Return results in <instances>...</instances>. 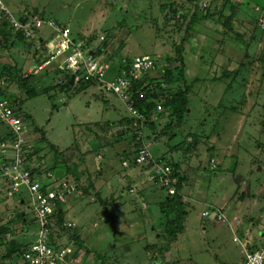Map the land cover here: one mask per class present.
I'll list each match as a JSON object with an SVG mask.
<instances>
[{
  "label": "rangeland",
  "instance_id": "374dc122",
  "mask_svg": "<svg viewBox=\"0 0 264 264\" xmlns=\"http://www.w3.org/2000/svg\"><path fill=\"white\" fill-rule=\"evenodd\" d=\"M24 2L30 7L27 10L24 9V12L27 13L23 16L32 12L43 14L42 8L46 7L45 11L48 17L57 18L58 20H55L60 23L70 21V25L73 27L71 28L73 29L72 36L74 35L73 37L78 40L80 39L78 31H82V29L86 31L87 28L94 27L96 31L92 33H94L95 39L100 40L101 35L106 36V40H108L106 54L109 57H114V64L122 58L135 55L154 56L159 62L156 72L153 73L154 78H162L165 85L170 88L169 91L172 92L178 87H183L184 82L179 77L175 81L168 82L165 81V77L168 69L175 68L180 64L177 58V49L179 46L183 47L185 81L190 88L188 112L180 123L167 108L162 112L155 111L154 115L158 113V118L163 119L162 123L157 124L156 127H150L146 123L143 130L144 140L150 144V149L154 157L157 158L168 155L172 149H178L172 153L173 159L181 163L186 179L189 176L193 185H201L205 190L203 195L212 196L213 192H216L212 197L219 195L228 199L226 205H218L214 209L216 220L220 223L217 225L221 232L220 244L224 243V248L221 251L203 239V236L206 235L204 231L206 218L203 220L198 215L206 208L204 204L192 203L189 208L192 215L189 217L188 227L191 230L194 229L193 241L195 244L190 245L188 235L185 234L182 238L180 234L179 239H181L178 247L168 246L165 238L155 237L158 233H162L164 236L165 232V217L162 216L158 206V199L150 198L148 200L149 211L142 206L139 208V203L137 205L133 203V201H138L136 195L129 191L127 185H122L120 189L113 190V192L107 190L106 207L100 202L92 200V197L96 198L95 193L91 192V195L85 196V193L79 192L80 189H78L76 191L79 193L78 203L83 201V205L75 207V203L71 202L73 209L65 217L66 222L72 219L76 221L77 225L66 227L65 223L63 228L58 227L59 230L56 231V234L60 235L62 232H66L63 238H59V242L67 245L72 251L78 252L77 257L80 260L83 259L85 264H90L89 258H91L92 264H165V258L170 261L183 257L188 263L197 260L202 264H217L214 259L215 251L219 253L220 259L236 263L242 257L243 252L245 254L246 251L263 247L264 37L261 44L262 36L260 37V35H257V40L252 42L246 40L248 45L252 46V53L244 57H241V53L238 54V52L233 54L229 64L230 69L234 68L236 71L232 70L223 75V70L229 65L227 64L229 56L225 55L224 49L219 50L221 47L219 38L217 33L212 34V32L216 30L214 26L218 27V25L227 23L222 19L220 22L212 19L210 25L207 20L203 21L202 17L211 10L209 0H105V2L24 0ZM103 2L104 10H102ZM20 4L19 1L10 2L12 8L14 5ZM33 7H38V9L34 8L38 11ZM173 8L178 10L177 13L172 12ZM240 9L243 16L240 17V21L243 18L251 20L256 12L258 18L261 14V11L255 12L248 5ZM195 13H197V19L189 31L188 23ZM101 22L106 23L105 28ZM211 27L213 30L210 33ZM262 32L264 31H257V34H263ZM24 39L28 40L25 37ZM245 39L246 36H242V39H239V43H237V47L241 51L245 50L243 43ZM28 42L30 41L28 40ZM31 43L30 47L34 48V43ZM254 55L256 57H253ZM238 58L241 60L240 63L234 65ZM233 60L235 61L233 62ZM52 71L53 76L55 71ZM54 80H58V77L54 76ZM77 86L79 87L80 84L77 83ZM69 87L67 86V89ZM70 88L63 91L64 94L59 91L51 92L55 94L53 99H49L46 94L27 98L22 108L32 116L31 123L33 125L43 128L51 144L58 145L61 150L69 154L68 164L72 169V173L69 174L71 180L75 179L73 172L76 171L79 174L82 173L80 176L83 180L82 176H87L83 171L85 166L91 168V177L96 176L99 163L104 164V175L109 179L112 178L113 167L124 174L126 169L123 168L119 156L121 151H129L132 157H123V163L125 166H129L130 163L135 164L134 156L138 145L134 140L133 129L136 123L127 120V128L122 134L118 131L116 136L117 138L123 137V139L115 141V143L113 141L115 130L112 133L108 132L107 136L105 129L111 125H107V122L123 117L130 118L125 103L114 94L105 95L110 99L109 103H106L102 100L104 94L97 84L83 90H79L77 87ZM20 90L21 88L18 86L16 94L24 95V92ZM110 104L114 107L109 108ZM21 114L24 116L23 113ZM0 127L5 129L1 123ZM108 130L110 131V129ZM155 133L158 137L153 136ZM217 134L220 136L218 135V137ZM97 137L104 140L102 142L104 147L99 150L94 146L97 143ZM105 137L110 144L104 143ZM153 137L158 138L155 144L151 142ZM215 138L217 140L212 142ZM131 142L134 145L132 148L129 146ZM49 145L48 143L44 145L46 149H49V151L44 150L48 152L45 154L48 165L52 162L53 156ZM261 148L263 152H261ZM119 149L120 152H118ZM101 152L105 155L102 160L98 159ZM201 156L206 157L204 162ZM215 158L218 160V164L216 160L215 163L211 161ZM93 161L97 165L94 166ZM32 163L36 164L34 160ZM28 164H31L29 160ZM234 168L236 170H233ZM74 174L77 175V173ZM64 178L62 177V179ZM42 179H44L43 176ZM84 183L88 184L87 180ZM22 190L26 200L25 208H28L30 195L25 187ZM21 191L15 195L13 207L4 209L7 214H2L0 211V226L7 224L11 233L13 230H17L20 231L18 234L21 235V238H26L29 233H23L21 220L19 221L17 216L18 210L23 205L20 203V196H17ZM165 192L167 193L163 189L161 194ZM229 199L232 201V206L234 202V210L236 209L239 216L237 220H230L228 217L227 213L232 211L229 209ZM235 199L241 202L237 201L236 203ZM115 202L123 205L122 209H116L117 203ZM12 209H14V213H9ZM118 211L122 213L118 214ZM219 212L224 213L226 219H220ZM148 213L151 214V219L149 216L147 217ZM32 222L28 226L34 229L35 226ZM233 223L239 230L234 227ZM154 225L156 230L153 228ZM191 225L194 226L190 228ZM246 227L248 229H244ZM75 232L82 237V245L73 244V233ZM9 234L0 235V264L4 262L3 255L6 252L4 237L9 239ZM210 234L208 233V235ZM235 237L239 241H235ZM154 242L158 245L159 250L157 248L147 250L146 246ZM127 245L130 246V252L126 248ZM163 247L164 251L160 249ZM167 247H169L168 250ZM97 255L104 256L105 260L98 258ZM6 263L8 264V260L3 264Z\"/></svg>",
  "mask_w": 264,
  "mask_h": 264
},
{
  "label": "built area",
  "instance_id": "2783aa9c",
  "mask_svg": "<svg viewBox=\"0 0 264 264\" xmlns=\"http://www.w3.org/2000/svg\"><path fill=\"white\" fill-rule=\"evenodd\" d=\"M260 24L264 27L263 18L260 19ZM6 28L29 40L38 39L43 30L49 29L51 37L44 43L38 42V49L43 50L44 46L47 55L41 59L36 72L57 63L58 68L74 75L75 81L93 82L104 95H116L125 103L130 118L136 123L133 129L138 145L135 163L144 166L148 170V179L165 189L168 194L176 193L179 178L170 164L154 157L145 142L143 130L147 115L136 105L139 99L148 98L156 103L152 113L162 112L167 108L164 93L167 92L168 85H165L162 78H154L153 75L159 66L157 58L149 54L135 55L128 64L125 63L127 58H122L115 63L121 69L110 78L108 75L114 65L113 59L105 54H95L100 42L94 43V40L92 44H86V40L74 38L69 25L35 12L16 17L5 2L0 0V46L4 42L3 31ZM104 39L105 35H101L100 41ZM6 85V76L0 69V123L7 126L10 133V138L0 144V204L15 197L25 187L30 194L31 208L37 224L35 240L24 247L19 260L12 264H85L83 259L77 257V252L58 242L56 238L59 228L55 223V216L68 197L76 193L77 183L68 177L57 178L51 170L44 173L45 181L38 179L37 173H32L27 161V122L8 96ZM209 213L205 212L206 215ZM218 217L226 219L222 212H219ZM72 226V222H66V227ZM234 240L239 241L237 237ZM240 264H264V246L246 251Z\"/></svg>",
  "mask_w": 264,
  "mask_h": 264
},
{
  "label": "crops",
  "instance_id": "0c3cea01",
  "mask_svg": "<svg viewBox=\"0 0 264 264\" xmlns=\"http://www.w3.org/2000/svg\"><path fill=\"white\" fill-rule=\"evenodd\" d=\"M3 1L7 4V6L9 8L12 9V10L11 9L10 10L13 11V14L16 17H23V15L25 13H27V12H24V9L27 10L30 7L29 4H25L24 0H6V1L3 0ZM11 1H13V2L19 1L21 4L20 5H14V7L12 8L10 5ZM97 1H100V2L104 1L105 2V0H97ZM188 1H190V0H188ZM202 1H204V0H202ZM104 2H103L102 10L105 9ZM209 5L211 7L210 12H212L214 16L212 15L209 17H203V19H204L203 21L207 20L208 24L210 25V20L215 19V20H217V22H220V20L222 19L223 21H225L227 23L226 25H223V24L218 25V27L214 26V28L216 30H214L213 32H212L213 27L210 28V33L211 32H212V34L214 32L217 33V37L219 38V43L221 44V47L219 48V50L224 49L225 55L229 56V57H227V64H229V61L232 60V58H233L232 57L233 54H235L236 52H238V54L241 53V57L242 56L244 57V56L252 53L251 52L252 46H249L248 45L249 43L246 40L252 42L253 40H257V35H260V37L262 36L260 44L262 43V39L264 37V32H262L263 34H257V31H260V30L264 31V27H261V24H260V19L261 18L264 19V0H209ZM247 5L252 7L255 12L261 11L259 18L257 17L258 14L256 12V15L251 20L248 21V20L243 18V20L240 21V17H243L241 14L242 11L240 8H243ZM34 8L38 9V7H33V9ZM45 8L46 7L42 8V11H43L42 13L46 16L47 14H46ZM37 9H34V10L38 11ZM224 14L226 15V17ZM103 17H104V15H103ZM55 19H57V18H55ZM101 19H103V18H101ZM63 23L66 25H69L70 28H73L70 25V21H67L66 23L63 22ZM101 23H103V26L105 28L106 23H104V22H101ZM101 23L99 24V26L101 25ZM72 30L73 29H71V31ZM94 31H96L94 29V27L93 28L89 27V28H87L86 31L85 30L83 31V29H82V31H78L77 34H78L79 38H80V35L83 34L84 40H86L94 34V33H92ZM51 35H52V32L49 29H45V30H43L42 34L40 35V37L38 39L29 40L27 38L30 41V42H28V40L24 39V36L22 34L19 36V33L16 34V33L11 32V33H9V36L5 38V41L3 42L2 46H0V67L3 69V72H4L3 74L6 76V79H7V85H6L7 94L10 97V99L14 102V104L16 105L18 112L20 111L19 112L20 114L21 113L24 114V116L22 114L21 115L26 120V122L29 126L28 131H27V145H28V156H30V157H29V159H27V161L29 160V163H31V164H29V167L31 166L30 168H35V167L38 168L36 175H37L38 179L44 180V181H45V178L42 179V176L44 177V173L46 172L45 170H47V168H49L50 164L52 163L51 162L49 165L47 164V161H46L47 156L45 154L46 153L48 154V152H46L44 150L49 151V149H46L44 147V145L47 143L49 144L50 142L47 139L46 132L43 130V128L39 127L38 125H35V124L33 125L31 123L32 116L30 115V113L28 111H25L24 108H22V105H24L26 103L27 98H33V97H36L37 95H40V94H46V96L49 99H53L55 97V94H52L54 91H55V93H57L59 91V92H61V94H64L63 91H65L67 89V87H65L63 85V83L65 81H70L72 75L67 74V72H64V70L58 68L57 63H53V65L49 66L48 68L42 69V70H39L36 72L37 66L41 62V59L45 55H47L46 50L44 49V46H43V50L38 49V47H37L38 42H41V43L46 42L51 37ZM242 36H244V37L246 36V39L243 41V43L245 45L244 51H241L237 47V43H239V39L240 40L242 39ZM31 42L34 43L35 50H34V48L30 47L32 45ZM99 42H100L99 39H95L94 43H99ZM227 42H230V43H227ZM108 50H109V48H108ZM108 53L110 54V52H108ZM105 56L107 57V54H105ZM253 57H256V55H254ZM234 61L235 60H233V62ZM240 61L241 60L239 58L236 59V62L234 65H238L240 63ZM117 67H118L117 64L113 65V67H112V69L108 75L110 78L116 72H118ZM52 70L55 71V75H53V76H52V73H53ZM232 70H235V69L234 68L230 69V64H229L225 67V70H223L224 72L222 74L226 75L225 72L228 73L229 71H232ZM54 76H57L58 80H54ZM24 78L26 79V81L23 84H21L22 80ZM40 80H41V83H39ZM220 80H222V79H220ZM16 83H17V86H16ZM18 86L24 92V95L16 94L18 91ZM70 87L79 88L77 86L76 82L73 85H70ZM69 88L67 90H69ZM102 100L106 101V103H109L110 99L104 95V98H102ZM111 107H114V105L110 104L109 108H111ZM154 113H152V115H151L152 117H151L150 127H154V126L156 127V125L161 124L162 120H163V119L160 120L158 118V113L155 115H154ZM129 119H131V118L123 117L119 120L112 121L113 123L107 122V125L108 124H111V125L106 127L105 132L107 135L108 132L112 133V131L115 130V134H113V135H115V137H113L114 143H115V141L117 142V141H121L123 139V137L117 138L116 136L118 135V131L121 132V134H122L123 131L127 128V124H128L127 120H129ZM108 129H110V131ZM103 132L101 133V135L103 134ZM218 135L219 134H217V136ZM153 136L158 137L156 133L153 134ZM9 138H10V133H9L7 126H5L4 130H3V128L0 127V144L2 142H5ZM157 139H155L153 137V139H151V142H153V144H155L157 142ZM216 140H217V138L213 139L212 142H215ZM103 141H104L103 139H101L100 137H97V143H96V145H94L95 149L99 150L100 148H103L104 147L102 144ZM104 143L110 144L107 137H105ZM147 144L150 147V144L149 143H147ZM54 145H56V144H54ZM56 146H58V145H56ZM129 146H131V148H132L134 145L131 142V144L129 143ZM58 148L60 149L59 146H58ZM175 150H178V149H176V148L172 149L170 151L171 153H169L168 155H162L161 157H158V158L159 159L161 158V160L166 161V162L170 161V162L179 163L180 171L182 173H184L185 170L183 169L181 163L179 161H175L173 159L172 153L175 152ZM42 151H44V152L41 153ZM61 151L64 152L65 157L68 160L69 154L65 153L64 150H61ZM118 152H120V149ZM261 152H263V149L261 150ZM121 153H123V154H121ZM104 156L105 155L101 152L98 155V159L102 160L104 158ZM126 156L132 157L131 152H129V151H126V152L121 151L120 152L119 157L122 160L123 168L126 169L125 173L122 174L116 168L113 167V170H112L113 174H112L111 179H109L108 177H106L104 175V170H103L104 164L103 163H99L97 165L93 161V165L95 166V164H96L98 166V169H99L97 172V175L94 177H91V174H92L91 168H87L85 166L83 171L86 172L87 176L86 177H84L85 175L82 176L83 177L82 184L84 183L85 180H87L88 184H86V183H84V184H85V186H88L90 188V193L83 191L82 184H81L82 188L81 189L79 188L80 190H78V191L81 193H85L84 194L85 196L87 194L91 195V192L95 193L96 198L92 197V200L94 202H100L101 205L105 206V203H106L105 201L107 200L105 198L107 190H110L113 192V190L120 189L122 185H127V188H129V191L136 195V198L138 201L137 202L133 201V203L136 205H137V203H139V208H141V206H142L147 211H149L150 208H149V201L148 200L150 198H155V199H158L157 200L158 206H159L160 211H161L160 203L164 199L167 198L168 194L166 192L164 194H161L163 189L159 185H157L156 183H154L148 179V170L144 166L138 165L136 163L135 164L130 163L129 166L128 165L125 166V164L123 163V157H126ZM51 159L53 160V156ZM201 159L204 162L206 160V157L201 156ZM32 160H34L36 164H33ZM215 160H216V158H215ZM216 161L218 164V160H216ZM213 163H215V161ZM32 165H35V167H32ZM77 165L79 166V163H77ZM79 168L81 169L80 166H79ZM110 168L112 169V166H110ZM56 170H62L61 176H63V173H64L63 169H56ZM233 170H236V168H234ZM74 173H77V175H79V176L82 174V173L79 174V172H77V171ZM73 175H76V174H73ZM65 177H69V175L65 176ZM69 178H71V177H69ZM23 190L17 195V196H20V198H19L20 203L23 204L22 208H20L18 210L17 216L19 218V221L21 220L20 224L23 227V230L22 229L21 230L23 231L24 234L26 232L29 234L26 237L27 239L25 237L21 238V235L18 234L20 231L13 230L15 232L11 233L10 227L6 224L5 227L10 229L8 232V233H10L9 234L10 238L9 239L6 238V241L14 238L18 241L24 242V244H26V243L30 244L36 238L37 225H36L34 214H33L32 208H31V198L29 201L30 202L29 207L25 208L26 200L23 196ZM204 191L205 190L202 189L201 185H199V184L193 185L191 178L189 176L187 177L186 181L183 184L182 195L184 197L183 200L186 203V210L188 212H187L186 221H185V231L183 233H181V235L180 234L179 235L182 238H183V235H185V234L188 235V238L190 240V245L195 244V242L193 241V237L195 236V233L193 232L194 229L191 230L188 227V220H189V217L192 215L191 212L189 211V208L192 205V203L204 204L206 206V208L203 211H201V213H199V215H198V217L203 218V220H204V218H206V222L204 225V229H205L204 231L206 232V235L203 234L204 235L203 239H204V241L208 242L212 246H215L218 250L221 251L224 248V243L220 244V242H221L220 233L221 232L218 230L220 227L217 226L220 223H218V221L216 220L217 217H215L216 214L214 212V209L218 205H226V203L228 202V199L226 200V198H222L219 195H216V197H212L216 194V192H213L212 196L208 195V194L203 195ZM27 192H28V190H27ZM219 192L220 191H217V193H219ZM78 194L79 193L76 192L73 195L69 196L66 203L61 205V207L59 208L60 211H62L64 213V215H63L64 216L63 217L64 222L67 221L65 219L66 214L71 209H73V207H72L73 204L71 202L75 203V205H74L75 207H82L81 205H83V201L78 203V199H79ZM15 197L4 200L0 204V211L2 212V214H7L4 212V209H6L8 207H13L14 202H15V199H14ZM229 197H231V196H229ZM235 200H236V203H237V201L241 202L238 199H235ZM77 203H78V206H77ZM115 203H117V202H115ZM231 203H232V201H231V199H229V206H230L229 209L232 211H230L231 213H229V212L227 213L229 215L228 217L230 220H232V219L237 220V219H239L238 213H237L236 209L234 210V202H233V206L231 205ZM236 203H235V205L238 208V205ZM122 207H123V205H120L119 203H117L116 209L119 210V209H122ZM207 211L211 212V214L209 216L205 214V212H207ZM9 213H14V209H12ZM120 213H122V212H119L118 214H120ZM161 213H162V211H161ZM122 215H124V214H122ZM148 216L150 217V219L152 218L150 213L147 214V217ZM162 216H164L163 213H162ZM27 220H29V221H27ZM31 221H33L32 223H34V226H35L34 229H31L30 226H28V224H30ZM68 221L72 222L73 226L77 225L75 220L71 219ZM233 224H234V227L236 228L237 225L235 223H233ZM150 225H153V224H150ZM193 226L194 225H191L190 228ZM216 226H217V228H216ZM228 226L231 230V227L229 224H228ZM153 228H154V230L157 229V228H155V225L153 226ZM236 229H238V227ZM244 229H248V227H246ZM244 229H242V230L245 231ZM231 232H232V230H231ZM64 233H66V232H62L60 235L59 234L56 235L58 242H59V238L61 239L64 237ZM208 233H211V234L208 235ZM73 234L80 236L77 232H75ZM161 234L162 233H158V235L157 236L155 235V237L161 238L160 237ZM81 239H82V237L80 236V240ZM180 239L178 236V238L171 245H175L178 247ZM26 240H27V242H26ZM249 241H251V240H249ZM72 242H74L73 243L74 245L79 246V243L77 241H75V239ZM82 244H83V241H82ZM153 244H156V242H154ZM129 247L130 246H128V245L126 246V248H128V250H129ZM129 252H130V250H129ZM148 252H151V251H148ZM215 254L216 255H214V259H215V261H217V264H240L244 260V252H243L242 257L236 263H231L229 261H224V260L220 259L219 255H218L219 253H217L216 251H215ZM151 255H152V253H151ZM17 260H19V258H16L15 260H12V261L8 260V264H12L13 262H16ZM185 260H186L185 257L177 258V259L170 260V261L167 260L166 258L164 259V261H166L165 264H202V263H200V261H197V260L191 261V263H188V261H185ZM5 261L6 260H4V263H5ZM174 261H176V262H174ZM89 262H90V264H92L91 258H89Z\"/></svg>",
  "mask_w": 264,
  "mask_h": 264
},
{
  "label": "trees",
  "instance_id": "16d2710c",
  "mask_svg": "<svg viewBox=\"0 0 264 264\" xmlns=\"http://www.w3.org/2000/svg\"><path fill=\"white\" fill-rule=\"evenodd\" d=\"M177 9L173 8L172 12L177 13ZM197 13L193 14V16L191 17V20L188 23V27H189V31L190 29H192L191 25H193L194 21L197 19ZM213 13L212 12H207L203 17H209L212 16ZM202 17V18H203ZM4 33V41L5 38L9 36V33H11L10 30H8L7 28L4 29L3 31ZM106 36L105 39L100 41V43L98 44V46L96 47L97 49L95 50V54L96 55H100V54H106V50H107V43L108 40H106ZM95 40V36H91L90 38L86 39V44H92V42ZM181 46H183V44H181ZM182 48L183 47H178L177 49V54H178V60L180 62L179 65H176L175 68H171L167 70V74L165 77V81L168 82H172L175 81L176 79L183 80V87H178V89H176L175 91H169L170 88L167 89V92L164 93V102H165V106L167 107V109H169L171 111V114L177 118V120L181 123L184 119V117L186 116V113L188 112L189 109V102H190V88L189 85L186 83L185 81V69H184V58H183V54H182ZM111 59H114V57L110 56ZM127 61L125 62L126 64H128V62L130 61L131 57H126ZM118 70L121 69V67L117 68ZM125 69V67H124ZM2 73L3 69L1 68ZM227 74V72H226ZM26 81V79L24 78L22 80L23 84ZM76 83H79V90L82 89H86L89 86L93 85V82H85V81H75ZM63 85L65 87L70 86L69 81H65L63 83ZM12 101V100H11ZM13 102V101H12ZM14 103V102H13ZM136 105L143 110L146 115H147V124L150 126L151 124V113L152 111H154V108L156 107V103L153 100H149L148 98L146 99H142V100H138V102L136 103ZM130 121H134L133 118L129 119ZM135 136V134H134ZM136 140V139H134ZM49 147L50 150H52L53 152V160L52 163L50 164L49 168H47V170H51V171H55L56 169H63L64 173L62 177L68 176L69 174L72 173V169L71 166L68 164V160L65 157V154L63 151H61L58 146L49 143ZM30 156L27 155V159H29ZM168 164H170L172 166V168L175 171V174L178 176L179 178V183L177 184V189H176V193L175 194H168L167 198L164 199L161 203H160V207H161V211L164 214V228H165V232H164V236L161 234V238H165L167 240L168 246H170L179 236V234L183 233L185 231V221H186V216H187V210H186V203L183 200V195H182V189H183V184L186 181V177L183 175V173L180 171V166L178 163L176 162H167ZM37 167L35 168H30V170L32 171L33 174L37 173ZM74 174V172H73ZM75 177V182L77 183L78 189L82 188L83 186V191L90 193V188L88 186H85V184H82V180H81V176L79 175H74ZM82 184V186H81ZM61 207V206H60ZM64 213L62 211H60V209L58 210L57 214H56V218H55V223L57 224L58 227H62L63 228V224H65L66 222H64ZM9 232V229L5 226H0V235L5 236L6 233ZM15 232V231H12ZM73 238L75 239V241H77L79 244L82 245V241L80 240V237L78 235H74L73 234ZM4 242H5V246H6V252L3 255V260H15L16 258H19L24 247L27 246L28 244H24V242L22 241H18L16 239H10L8 241H6V237H4ZM155 248H157L159 250V247L157 244H151V245H147L146 249L148 250H154ZM169 247H167L168 250ZM161 250L164 251V247L160 248ZM255 250V249H253ZM98 258H102L103 260H105L104 256L101 255H97ZM4 263V262H3ZM2 263V264H3Z\"/></svg>",
  "mask_w": 264,
  "mask_h": 264
},
{
  "label": "water",
  "instance_id": "95a60500",
  "mask_svg": "<svg viewBox=\"0 0 264 264\" xmlns=\"http://www.w3.org/2000/svg\"><path fill=\"white\" fill-rule=\"evenodd\" d=\"M80 38L84 40L83 34L80 35ZM69 83H70V85H73L75 83V76L74 75L71 76V79H70ZM61 174H62V170H56L55 171V176L57 178H60Z\"/></svg>",
  "mask_w": 264,
  "mask_h": 264
}]
</instances>
